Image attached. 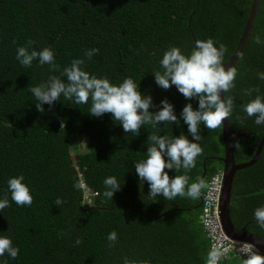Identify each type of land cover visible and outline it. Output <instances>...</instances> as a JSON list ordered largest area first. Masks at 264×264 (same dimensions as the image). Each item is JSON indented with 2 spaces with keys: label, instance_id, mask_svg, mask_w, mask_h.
I'll return each instance as SVG.
<instances>
[{
  "label": "trees",
  "instance_id": "trees-1",
  "mask_svg": "<svg viewBox=\"0 0 264 264\" xmlns=\"http://www.w3.org/2000/svg\"><path fill=\"white\" fill-rule=\"evenodd\" d=\"M253 0H0V199L6 195L9 206L0 212V235H8L20 253L16 259L5 254L0 264H206L210 242L201 225L202 198L177 197L166 201L147 194L135 162L145 158L150 134L188 135L187 125L163 123L158 128L141 127L140 134H125L110 113L93 117L89 105L70 101L36 108L29 86L46 81L48 65L37 61L29 68L16 59L18 46L31 41L29 50L50 47L56 63L63 67L74 58H84V69L114 84L132 78L140 91L153 98L150 111H157L167 98L177 115L191 102L175 86L165 90L155 82L163 53L172 46L187 54L198 39L212 38L224 44L226 64L240 41ZM264 0H260L256 20L239 60L235 87L225 96L233 98L229 118L233 133L251 130L248 139H236L246 147L248 158L237 150V162L251 159L264 136V126L254 123L242 111V104L264 96ZM98 48L88 60L84 53ZM259 88L251 96L246 90ZM63 100V97H61ZM90 104V102H89ZM82 108V109H81ZM202 155L187 173L189 183L197 178L207 184L224 169L225 145L222 126L208 130L201 125ZM191 139V135L189 134ZM167 170V169H166ZM170 176L176 175L175 170ZM182 174V173H181ZM23 175L33 195L31 206L11 201L7 180ZM81 176L84 180H81ZM116 176L122 185L113 200L103 197V180ZM85 182L99 192L93 206L83 202ZM205 189L202 191V193ZM202 195V194H201ZM231 215L240 228L264 237L254 211L264 206V148L258 161L235 176ZM64 203L56 206L54 201ZM116 231L114 244L107 235ZM80 239L81 243L76 244ZM224 264H243L229 256Z\"/></svg>",
  "mask_w": 264,
  "mask_h": 264
},
{
  "label": "clouds",
  "instance_id": "clouds-1",
  "mask_svg": "<svg viewBox=\"0 0 264 264\" xmlns=\"http://www.w3.org/2000/svg\"><path fill=\"white\" fill-rule=\"evenodd\" d=\"M31 43L28 41L25 46L17 47V61L25 68L31 67L33 62L37 61L41 66L48 65L53 73L60 72V76L50 75L39 85L29 86L28 89L36 101V108L40 112L45 111V104L51 106L56 101L66 100L76 106L89 105L88 114L100 117L110 113L112 119L122 126L125 134L131 133L133 136L140 134L142 126L158 128L162 123L166 127L173 123L180 125L182 121L187 125L188 135H149L145 158L135 162V172L141 188L147 182L149 186L147 194L152 198V202L157 201L156 198L161 196L166 201H173L177 197L197 200L202 196V191L208 188V184L200 178L189 183L190 177L187 175L196 167L197 158L203 152L200 144L203 139L200 132L201 125L208 130L220 128L225 119L231 117L234 106L233 98L221 96L222 92L226 94L235 87L234 82L238 74L236 68L226 69L223 63L227 52L224 44L217 46V41L212 38L198 39L190 53L185 54L177 46L169 47L163 53L159 61L160 70L152 71L156 84L165 90L175 86L185 99L198 101L197 107L194 108L189 102L177 115L175 105L167 98L160 101L159 110L150 111V107L153 106L152 96L142 93L139 84L130 77L119 84H114L107 77H98L86 71L83 67L84 58H74L68 66L61 69L56 63L52 48L29 50ZM255 43L264 46V38L259 34L256 35ZM98 52V48L88 49L84 56L91 60ZM256 77L264 81V72H257ZM253 92L259 93V88L246 90L249 96ZM241 107L248 117H255L256 125L264 126V96L256 95ZM172 170H175L176 175L170 176ZM81 180H84L82 176ZM103 185V197L106 200H113L114 194L121 190L123 184L116 176H108L103 180ZM73 186L77 189L81 188L84 203L94 205L99 196L97 190L85 182L75 183ZM7 191L11 195V201L18 206L32 205V191L23 175L9 178ZM54 203L60 206L64 201L58 197ZM8 206L9 199L6 195L0 199V212ZM254 218L259 227L264 229V206L254 211ZM106 239L110 245L114 244L118 239L117 232H110ZM80 243V239H77L76 244ZM227 251V249L218 250L214 245L208 253L206 264H218ZM19 253V247L13 245L10 236L0 235V257L7 254V257L14 260ZM243 255L246 257L242 259L243 264H264V254L261 251H253L246 246ZM3 264H6V261Z\"/></svg>",
  "mask_w": 264,
  "mask_h": 264
},
{
  "label": "water",
  "instance_id": "water-1",
  "mask_svg": "<svg viewBox=\"0 0 264 264\" xmlns=\"http://www.w3.org/2000/svg\"><path fill=\"white\" fill-rule=\"evenodd\" d=\"M259 4L260 0H253L250 14L243 30L242 36L236 47L235 52L233 53L229 61L225 64L226 69L228 67H235L245 46L247 45L248 39L250 38L256 20ZM224 95L225 93L222 92V98ZM222 131V137L225 145V156L222 158V161L224 163L225 177L220 203L221 219L223 221V226L226 232L232 238L239 239L246 243L252 244L257 247L258 250L262 252V254H264V237L258 233L250 231L248 229V226H242L239 228L234 223L231 215L232 192L235 182V176L239 170L251 167L258 161L264 148V136L262 137L259 144L260 146L253 158L245 162H237L235 158L234 140L250 137V135L252 134L251 130L242 129L239 130L237 133H233L230 119L226 118L224 123L222 124Z\"/></svg>",
  "mask_w": 264,
  "mask_h": 264
},
{
  "label": "built area",
  "instance_id": "built-area-1",
  "mask_svg": "<svg viewBox=\"0 0 264 264\" xmlns=\"http://www.w3.org/2000/svg\"><path fill=\"white\" fill-rule=\"evenodd\" d=\"M225 173L222 169L217 170L208 180V188L202 193V211L200 216L201 225L210 242V248L213 246L218 250L227 249V254L218 264H224L229 256L245 259L243 249L247 246L253 251L260 252L253 245L234 239L229 236L223 226L221 219L220 203L224 185ZM210 250V251H211Z\"/></svg>",
  "mask_w": 264,
  "mask_h": 264
},
{
  "label": "flooded vegetation",
  "instance_id": "flooded-vegetation-1",
  "mask_svg": "<svg viewBox=\"0 0 264 264\" xmlns=\"http://www.w3.org/2000/svg\"><path fill=\"white\" fill-rule=\"evenodd\" d=\"M243 129H246V128H243ZM240 130H242V129H240ZM250 137H251V135H250ZM250 137H247V138H241V139H248V138H250ZM236 140V139H235ZM235 140H234V149H235V158H236V161H237V150L240 152V153H243L244 155H243V157H242V159H246V158H248L247 157V153H248V150H247V148L244 146V147H242L240 144H239V146H238V148H237V145H235ZM261 141V140H260ZM259 144H260V142H259ZM257 145V148H256V152H257V150H258V148H259V146L260 145ZM256 152H255V154H256ZM255 154H254V156H255ZM253 158V157H252ZM250 160V159H249ZM248 161V160H247ZM218 170H220V169H218ZM223 171H224V169H222ZM232 199H233V195H232ZM248 226V225H247Z\"/></svg>",
  "mask_w": 264,
  "mask_h": 264
}]
</instances>
